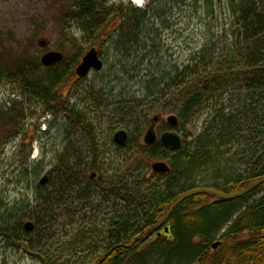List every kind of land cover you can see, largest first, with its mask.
I'll use <instances>...</instances> for the list:
<instances>
[{"label": "trees", "instance_id": "16d2710c", "mask_svg": "<svg viewBox=\"0 0 264 264\" xmlns=\"http://www.w3.org/2000/svg\"><path fill=\"white\" fill-rule=\"evenodd\" d=\"M200 1L152 0V5L144 9L134 8L132 3L125 7L124 0L119 4L111 0H54L52 4L56 9L54 22L64 28L67 36L70 31L65 25L77 24L83 34L97 33L101 46L111 43L115 59L110 74L114 68L129 75L136 74L142 65L147 67L140 71L144 74L142 79L147 80L141 86L140 98L149 105V113L134 120L136 146L140 145L145 126L149 127L157 113H177L180 121L177 128L185 131L199 112L221 101L220 108L193 142H189V134H185L183 147L178 152L165 149L160 142L152 147L142 146L146 152L136 159L130 175H126L120 187L107 191L108 196L121 201L122 214L108 219L100 255L89 264H264V184L240 199L224 203H214V197L207 194L191 197L175 209L162 230L148 241L143 239L180 194L200 186L233 193L264 176V0H203L201 4ZM171 3L184 6L186 13L192 14L187 17L189 40L204 26L208 35L200 50L190 53L179 67L167 65L171 55L164 36L172 28L174 7H169ZM225 10L229 15L232 13V29L221 25V19L216 17L219 11ZM129 12L133 13V18ZM194 19L199 20L201 27L190 28ZM29 23L38 28L44 26L40 18ZM152 23L157 27L151 26ZM108 24L112 31L106 34L103 29ZM220 29L226 36H233L234 41H227L222 54L216 55L217 47L222 48L220 43L214 44ZM58 50L64 52L65 49ZM99 51L104 60L106 51L100 47ZM11 52L0 42V79L6 75L16 89L42 98L48 104L57 101L62 80L70 71L66 64L68 55L56 64L62 71H56L54 66L45 67L41 57L31 59L27 53L13 57ZM42 68L52 69V74H39ZM107 76H99V81L104 82ZM116 78L118 81L120 76L116 74ZM233 98H237L238 105L231 107ZM126 100L119 105L120 115L127 114L120 116L118 122L133 131L132 121L125 118L131 105L138 102L133 97ZM15 117L11 111H0V119L12 122ZM73 120L84 123L82 118ZM165 126L162 129H166ZM233 141L237 146L234 155L239 156L234 162L244 166L243 173L221 188L206 185L209 179L206 177L198 184L197 174L205 175L214 164L215 156L221 153L220 149L227 145L232 147ZM88 142L93 145L95 139L91 137ZM148 154L167 160L171 171L165 175L154 174L156 184L144 189L139 181L150 170ZM76 168L80 170L79 176L75 174L79 181L72 184L76 195H84L89 188L99 189L94 179L86 177L88 171L97 168L95 162L79 163ZM24 218L30 219V215ZM8 229L0 227V240L17 245L19 240ZM217 230L224 231L219 237L220 247L213 250V234ZM20 239L21 248L32 247L29 238Z\"/></svg>", "mask_w": 264, "mask_h": 264}, {"label": "rangeland", "instance_id": "374dc122", "mask_svg": "<svg viewBox=\"0 0 264 264\" xmlns=\"http://www.w3.org/2000/svg\"><path fill=\"white\" fill-rule=\"evenodd\" d=\"M112 1L121 3V0ZM53 2L54 0H0V42L12 51L11 55L21 57L22 53H27L31 59H35L47 51L65 49L63 53L69 57L66 64L70 70L66 72L67 75L57 92L60 98L51 104L16 89L6 75L0 79V111H11L16 116L12 122L0 119V227L10 228V233L19 240L17 245L0 240V264L92 262L100 255L105 242L108 219L122 214L121 201L114 196H108L107 191L126 180V175H130L132 166L137 162L136 159L146 152L142 146H147L144 135L148 126H145L142 133L140 145L136 146L134 120L149 113V105L140 98L141 86L147 81L142 79L144 74L140 71L147 67L142 65L136 74L129 75L121 74L114 68L110 74V67L115 59V54L110 50L111 43L101 46L97 33L83 34L77 24L69 27L65 25L66 30L70 31L67 36L63 32L64 28H59L54 22L56 9ZM130 3L134 8L144 9L152 5V0H146L142 6H137L132 0H124L125 7ZM169 7H174V10L171 17L172 28L164 36L168 54L171 55L167 59V65L179 67L183 66L190 53L200 50L206 38L208 40L207 28L201 27L197 19L191 21V29H201L189 40L187 17L192 14L186 13L184 6L171 3ZM231 14L227 10L219 11L216 17L221 19V25L232 29L234 19ZM30 16H33L30 19L33 21L40 18L44 26L38 28V25L30 24V20L27 21ZM129 16L134 17L132 12H129ZM151 26L157 27L153 23ZM111 28V24H108L103 30L109 34ZM96 38L99 41H95ZM41 39L48 40L46 47L39 45ZM227 41L233 42L234 37L226 36L220 29L214 44L220 43L222 48L216 49L215 46L216 55L222 54ZM94 47L106 51L104 69H93L86 77H79L76 67L86 52ZM58 66L54 65L53 68L59 71L62 68ZM51 70L42 68L39 74L50 76ZM116 74L120 76L118 81ZM103 75L108 76L101 82L99 76ZM131 97L137 99L138 103L131 105L128 112L131 118L127 116L125 119L132 121L130 126L133 131L118 122L127 114L125 112L120 115L119 104ZM237 102V98H233L231 107L238 105ZM220 103L217 100L213 106L199 112L185 131L179 128H175V131L182 134L183 138L188 133V141L193 142L220 108ZM172 113L170 111L161 114L158 134L163 132L161 125L166 124L167 117ZM75 117L82 118L84 123L75 122ZM119 130L128 132L125 146L114 141V135ZM91 137L95 139L93 145L88 142ZM241 148V145L238 146L239 151ZM220 150L221 153L215 156L216 160L211 169L205 175L197 174L196 177H200L198 184H202L206 177L210 179H206V185L221 188L243 173L244 166L240 162L235 163L239 156L234 155L237 152L234 141L232 147L227 145ZM229 156L235 159L232 160ZM158 159L167 161L147 155L150 170L139 181L144 189L157 182L152 164ZM90 161L95 162L97 168L88 171L86 177L94 179L99 189L89 188L84 195H76L73 185L79 179L75 174H80L76 164ZM67 172L68 176L64 175ZM93 173H96L94 178ZM44 176L48 177L46 184L41 183ZM26 215H30V219L24 218ZM27 221L34 224L33 230L25 231ZM223 231L214 232V241L219 239ZM24 237L30 239L31 248L19 246L20 238Z\"/></svg>", "mask_w": 264, "mask_h": 264}, {"label": "water", "instance_id": "95a60500", "mask_svg": "<svg viewBox=\"0 0 264 264\" xmlns=\"http://www.w3.org/2000/svg\"><path fill=\"white\" fill-rule=\"evenodd\" d=\"M39 45L42 47H46L48 45V40L41 39L39 41ZM63 59H64V55L62 52L48 51L42 56L41 62L45 66H51L63 61ZM103 64H104L103 61L99 57L98 50L96 48H92L84 55L82 61L77 65L76 74L79 77H86L93 69L96 71L102 70ZM158 121H159V116L157 115L153 118V120L151 121V125L148 127L145 133L144 143L147 146H154L158 141H160L162 145L167 149H171L172 151L180 150L182 148L181 136L175 131H167L161 134V136L159 137L156 132V123ZM167 123L169 124L170 127L175 128L179 124V118L175 114H171L167 118ZM114 141L120 146H125L128 142V132L125 130L117 131L114 135ZM152 170L155 173L167 174L170 172V167L164 161H156L152 164ZM47 181L48 178L47 176H45L41 180V183L46 184ZM263 184H264V176H261L252 183H250L244 189L233 193H225L213 188H206V187H199L186 191L185 193L179 195L177 198L173 200L168 210L166 211L165 215L153 227L149 229L148 234L151 235L160 228H162L166 224L170 216L173 214L176 207L181 203H183L185 200L193 196L202 195V194L212 195L216 197L215 203H224V202L240 199L252 193L254 190L258 189ZM33 227L34 225L32 222H27L25 225V229L27 231H31ZM166 231H168V229H166ZM219 245L220 242L216 241L215 243L212 244V248L217 249Z\"/></svg>", "mask_w": 264, "mask_h": 264}, {"label": "bare ground", "instance_id": "6f19581e", "mask_svg": "<svg viewBox=\"0 0 264 264\" xmlns=\"http://www.w3.org/2000/svg\"><path fill=\"white\" fill-rule=\"evenodd\" d=\"M137 6H142L146 0H132Z\"/></svg>", "mask_w": 264, "mask_h": 264}, {"label": "flooded vegetation", "instance_id": "af4514ba", "mask_svg": "<svg viewBox=\"0 0 264 264\" xmlns=\"http://www.w3.org/2000/svg\"><path fill=\"white\" fill-rule=\"evenodd\" d=\"M160 233H161V232H160ZM143 239H144L145 241H148L149 238H145V236H144Z\"/></svg>", "mask_w": 264, "mask_h": 264}]
</instances>
